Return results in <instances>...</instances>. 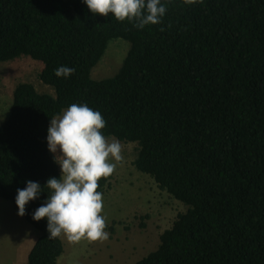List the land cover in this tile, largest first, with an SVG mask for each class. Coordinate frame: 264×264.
Masks as SVG:
<instances>
[{
  "label": "trees",
  "instance_id": "1",
  "mask_svg": "<svg viewBox=\"0 0 264 264\" xmlns=\"http://www.w3.org/2000/svg\"><path fill=\"white\" fill-rule=\"evenodd\" d=\"M161 3V23L139 29L83 0H0V63L36 60L54 90L18 83L0 124V198L18 211L17 189H44L23 216L39 232L28 264L64 252L47 219L32 217L61 176L47 129L73 103L102 114L107 138L135 143V169L186 206L135 264H264V0ZM118 38L129 43L118 71L93 78ZM60 66L75 72L57 77Z\"/></svg>",
  "mask_w": 264,
  "mask_h": 264
},
{
  "label": "rangeland",
  "instance_id": "2",
  "mask_svg": "<svg viewBox=\"0 0 264 264\" xmlns=\"http://www.w3.org/2000/svg\"><path fill=\"white\" fill-rule=\"evenodd\" d=\"M128 50L127 41L111 40L91 76L102 79L114 75ZM41 68L40 62L27 56L0 63V124L9 113L12 93L18 83L29 82L39 92L54 94V90L39 79ZM120 143L124 160L117 164L102 193V214L106 217L109 239L103 243L86 239L71 243L62 234L64 252L57 264H135L157 248L161 233L172 225L178 213L186 210L183 203L160 189L151 177L135 169L136 144ZM51 154L60 153L58 150ZM38 235L39 232L18 215L11 201L0 198V264H28L26 251L28 253Z\"/></svg>",
  "mask_w": 264,
  "mask_h": 264
},
{
  "label": "clouds",
  "instance_id": "3",
  "mask_svg": "<svg viewBox=\"0 0 264 264\" xmlns=\"http://www.w3.org/2000/svg\"><path fill=\"white\" fill-rule=\"evenodd\" d=\"M95 15L107 17L110 13L118 21H135L143 29L148 24L161 23L167 9L161 0H83ZM203 0H185L186 4ZM163 30V29H162ZM75 69L60 66L57 77H69ZM106 121L102 114L87 104H71L60 117H54L47 129L48 149L61 167L59 178L46 182L50 194L46 202L33 213L36 221L47 219L48 238L62 234L71 243L86 239L101 242L109 239L104 211L103 194L98 191L101 179L113 175L117 164L122 163L121 143L111 141L103 134ZM44 189L38 182L27 181L17 189L15 202L18 215L26 214V205L39 197Z\"/></svg>",
  "mask_w": 264,
  "mask_h": 264
},
{
  "label": "crops",
  "instance_id": "4",
  "mask_svg": "<svg viewBox=\"0 0 264 264\" xmlns=\"http://www.w3.org/2000/svg\"><path fill=\"white\" fill-rule=\"evenodd\" d=\"M30 245H31V244H30ZM30 245H29V246H30ZM29 246L27 247V249H26V250H28ZM28 252H29V251H28ZM26 254H28V253H27V251H26Z\"/></svg>",
  "mask_w": 264,
  "mask_h": 264
}]
</instances>
